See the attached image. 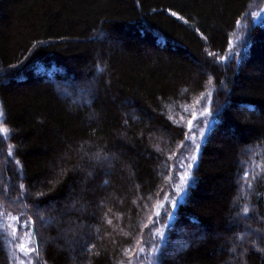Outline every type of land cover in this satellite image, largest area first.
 Listing matches in <instances>:
<instances>
[{
  "label": "trees",
  "instance_id": "trees-1",
  "mask_svg": "<svg viewBox=\"0 0 264 264\" xmlns=\"http://www.w3.org/2000/svg\"><path fill=\"white\" fill-rule=\"evenodd\" d=\"M0 70V264H264V0H0Z\"/></svg>",
  "mask_w": 264,
  "mask_h": 264
},
{
  "label": "snow or ice",
  "instance_id": "snow-or-ice-1",
  "mask_svg": "<svg viewBox=\"0 0 264 264\" xmlns=\"http://www.w3.org/2000/svg\"><path fill=\"white\" fill-rule=\"evenodd\" d=\"M171 12V10H169ZM171 15L173 16H177L178 19H181L183 20L184 18L182 16H179L178 13L176 12H171ZM253 16L257 15L255 13L252 14ZM239 23V21L237 22ZM104 33L103 31H101L100 33L97 34V39H102L104 38ZM46 42H39V44L41 46H44ZM231 50V49H230ZM239 55V53H234L233 54V58L235 56ZM206 56H210V57H214L215 54L214 53H206ZM220 59L222 60H226L228 59L227 57H221ZM17 68V65H10L9 66V70H12V69H15ZM0 71H4V74L6 75L7 74V71L8 70H0ZM97 71L98 72H102L103 69L102 68H97ZM3 77L0 76V80H2ZM207 114H211L210 112L207 113ZM3 116V112H0V117ZM128 124V121L125 120V126H127ZM7 129L6 128H3V127H0V133H7ZM201 136H203V133H201ZM180 147L183 149L184 148V145L181 144ZM200 151V145H196V152L199 153ZM11 155V153H10ZM115 157L113 155H108L102 151H97L95 152L91 157L90 159L93 160L95 163L97 164H101L102 166L105 165V164H110L113 159ZM191 159L193 161H197L198 160V156L197 155H194L191 157ZM19 167L20 169L22 170L23 166L20 165V162L18 160L14 161ZM193 167L195 165H192ZM88 176H92V173L89 172L88 173ZM248 178H249V173L247 171H244L243 172V175L239 177V180H238V183H247L248 181ZM189 179H190V176L189 175H183L181 177V180H182V187L176 189V191L178 192H181V193H186V190L188 189L189 187ZM104 184L107 185L108 184V181L105 180L104 181ZM247 187L248 188H251V184L250 183H247ZM16 188L19 190V195L16 197V199L18 200H29L31 199L33 201V205L36 209V212H35V215L38 217L39 221L41 224H52L53 221L51 219H47L44 217V215L41 214L40 212V208L41 206L45 203V197H47V193H44V192H36L35 194H33L32 192H30L26 186L23 184V183H19L16 185ZM0 192L3 193L4 196H7L8 194V191H7V188H0ZM242 195L244 196H247V193L246 192H243ZM166 203L170 204L171 208L175 209L177 207V201L172 199V200H169V201H166ZM250 212V207L248 205H244L242 206L241 210L239 213H237L238 217H240L241 219H245L248 217V214ZM165 215H167L169 218H172L173 216V213L172 212H166ZM8 216V213L6 211L4 212H0V229H2L5 225H7V220L5 219V217ZM160 216V213L157 212L156 213V217H157V220ZM15 220V222L17 223L18 225V228L15 230L18 234L16 235V243H17V250L18 252L28 261V264H32V257L35 256L36 259L38 261H40V257H39V249H40V242L38 239L34 240L33 237L36 236L37 232H38V229L35 228V221H33L32 219L28 218L27 216H16L13 218ZM110 223V221H109ZM157 224V221H153V227H155ZM149 231L151 232L152 229L150 228ZM252 231H256L257 233L260 232L259 229H253ZM25 232H30L31 235L27 238V243L24 242V239H23V233ZM250 233L249 232H244V233H240V234H237L234 238V241H233V247L230 249L231 253L235 254V255H238L240 258L243 257V251L240 252V253H237V247H236V243L237 242H243L245 237L247 235H249ZM156 235L160 236L162 239L164 240H167L168 237L166 236V234L162 231H159L157 230L156 232ZM253 243V246L256 247V249L258 251H264V249H259V247L256 245L255 241L252 242ZM94 246H89L88 247V251L91 252L92 248ZM139 253L140 254H145V250L144 248H140L139 249ZM152 253L154 255H156L158 258L159 257H162L164 255V252L161 250V249H158L156 248L155 246H152ZM13 259H16L18 261V264H24V260H20L18 257H13V256H9V260H10V264H11V261ZM40 264H43L42 261H40ZM131 264V262H130Z\"/></svg>",
  "mask_w": 264,
  "mask_h": 264
},
{
  "label": "rangeland",
  "instance_id": "rangeland-1",
  "mask_svg": "<svg viewBox=\"0 0 264 264\" xmlns=\"http://www.w3.org/2000/svg\"><path fill=\"white\" fill-rule=\"evenodd\" d=\"M0 76H2V77H4L5 76V74L3 73V72H1L0 73ZM226 88V87H225ZM82 94L84 93L83 91L81 92ZM81 97V94H79L78 96H76V99H78V98H80ZM188 159V156H187V158H186V160ZM1 163H2V165L3 164H5V161H3V160H1ZM45 218H46V216H44ZM53 224V223H52ZM52 224H47V225H49V226H51ZM45 225V224H44ZM26 234V232L25 233H23V236ZM15 237H16V233H15ZM24 239V238H23ZM24 242L26 243L27 241L24 239ZM31 259H33V258H31ZM24 261H26V264H28V261L25 259Z\"/></svg>",
  "mask_w": 264,
  "mask_h": 264
}]
</instances>
